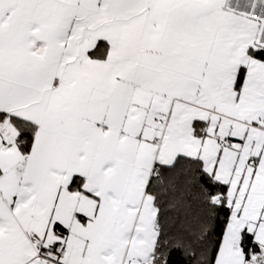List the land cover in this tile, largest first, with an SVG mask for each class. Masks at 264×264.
<instances>
[{"label": "snow or ice", "instance_id": "1", "mask_svg": "<svg viewBox=\"0 0 264 264\" xmlns=\"http://www.w3.org/2000/svg\"><path fill=\"white\" fill-rule=\"evenodd\" d=\"M264 264V0H0V264Z\"/></svg>", "mask_w": 264, "mask_h": 264}, {"label": "trees", "instance_id": "2", "mask_svg": "<svg viewBox=\"0 0 264 264\" xmlns=\"http://www.w3.org/2000/svg\"><path fill=\"white\" fill-rule=\"evenodd\" d=\"M177 264H179V257H177Z\"/></svg>", "mask_w": 264, "mask_h": 264}]
</instances>
